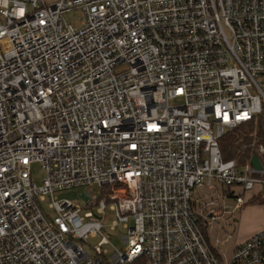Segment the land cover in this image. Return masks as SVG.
<instances>
[{
  "label": "built area",
  "instance_id": "built-area-1",
  "mask_svg": "<svg viewBox=\"0 0 264 264\" xmlns=\"http://www.w3.org/2000/svg\"><path fill=\"white\" fill-rule=\"evenodd\" d=\"M263 112L264 0H0V264H264V231L229 255L210 235L264 189V144L220 148ZM79 187L84 207L54 199Z\"/></svg>",
  "mask_w": 264,
  "mask_h": 264
},
{
  "label": "rangeland",
  "instance_id": "rangeland-1",
  "mask_svg": "<svg viewBox=\"0 0 264 264\" xmlns=\"http://www.w3.org/2000/svg\"><path fill=\"white\" fill-rule=\"evenodd\" d=\"M57 0H46L48 4H51ZM64 19L67 22L73 23L77 27H81L83 19L82 14L79 11H74L68 14H65ZM32 171V181L38 186H42L43 180L46 177L45 171L42 169L41 165L35 163L31 167ZM232 192H240L242 189L240 188H232ZM223 188L213 183V187H208L206 184L197 188L193 193L194 198V206L198 204L195 203L196 200H201L204 202H209L212 199L216 198L217 193H221ZM85 193H89V189L87 187H79L73 188L70 190H65L61 192H57L54 195L55 200H69L77 203L80 207H84V201L81 198V195ZM50 198L48 197L46 202H44L41 206L43 212L46 215L51 217L54 216V212L49 209ZM225 205L228 206V214L222 216V220L218 223L213 224L214 231L210 234L212 240L214 238L219 237L221 240H224L228 235H232L231 241L226 245H219L217 249L223 250L227 255L230 254L231 248L237 242L238 244H242L252 236L264 231V189L260 191L259 197H255L253 199V203H247L241 210H235V200L227 199L225 201ZM222 211L218 212V215L221 214ZM115 220V216L112 211L107 210L106 218L104 219V229L103 236L107 238L110 244L104 245L103 249L109 252L108 257L115 251H124L125 244L122 240V237L126 234V231L122 229V226H119L115 230L111 229L112 223ZM101 240V236L97 238H90L88 241V245H86V249L88 252L92 254V247L97 245V243Z\"/></svg>",
  "mask_w": 264,
  "mask_h": 264
},
{
  "label": "trees",
  "instance_id": "trees-1",
  "mask_svg": "<svg viewBox=\"0 0 264 264\" xmlns=\"http://www.w3.org/2000/svg\"><path fill=\"white\" fill-rule=\"evenodd\" d=\"M261 144H264V112L252 122L227 132L220 141V148L224 160L237 159L245 162L256 154L253 145ZM253 199L249 203H253ZM131 264L145 263L139 259Z\"/></svg>",
  "mask_w": 264,
  "mask_h": 264
},
{
  "label": "water",
  "instance_id": "water-1",
  "mask_svg": "<svg viewBox=\"0 0 264 264\" xmlns=\"http://www.w3.org/2000/svg\"><path fill=\"white\" fill-rule=\"evenodd\" d=\"M251 164L254 166L255 169L262 170V165L257 156L252 157Z\"/></svg>",
  "mask_w": 264,
  "mask_h": 264
}]
</instances>
